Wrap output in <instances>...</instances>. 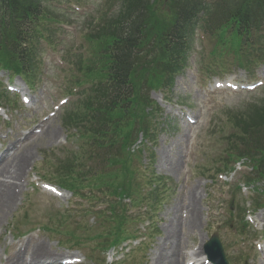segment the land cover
Instances as JSON below:
<instances>
[{
    "label": "rangeland",
    "instance_id": "rangeland-1",
    "mask_svg": "<svg viewBox=\"0 0 264 264\" xmlns=\"http://www.w3.org/2000/svg\"><path fill=\"white\" fill-rule=\"evenodd\" d=\"M70 3L78 4L81 12H73L68 6ZM111 3L109 0H44L46 11H50L53 16H59L54 24H48L51 29H55L56 36L53 40L56 42V48L39 56L42 65H44L42 72L35 80V89L29 91L35 101L33 109L23 107L19 103L16 112L11 110L6 112L9 123L5 125L3 119L0 118V152L6 148L9 151L10 147L19 146L18 152L26 150L29 154V160L24 164L23 173L17 180L16 204L2 217L0 223V262L16 250L20 249L24 252L28 247L41 243L47 251L58 256L57 260L76 257L84 260L83 264H110L105 261V256L107 257L109 254L107 260H110L112 251L105 255L104 252L96 249L98 240L95 239V236L104 234V230L111 229L114 223L112 221L105 222L106 226L101 227L91 210V208L94 211L102 209L103 215H106L104 209L106 205L103 202L112 200L110 195L105 193L109 189L104 188L100 193L85 187L81 189V193L87 197L85 200L75 199L68 193H64L63 198H55L41 188L34 187L30 179L35 175V171L42 174L47 172V176L52 179L47 182L57 185L56 181L60 178L55 175V171L60 169V163L66 157L61 153L80 151L73 137L72 141L67 140L69 133L62 125V112L67 110L66 113H68L78 109L74 104L82 99V93L89 89V85L79 87L80 89L73 96H68L66 91L72 89V84L77 81L70 69L74 70L73 67L76 63L74 54L77 57L78 54H84L86 51L91 53L87 49L89 45L82 39L80 40V35H78L80 33L84 35L82 31L87 24L85 22L88 21L86 18H90L93 25L97 24L102 14L109 15L114 11L111 8ZM60 19H64V23L72 25L75 32L70 35L56 31L61 30L58 23ZM198 32L197 30L194 37L195 42L187 69L175 77L170 90L150 94V99L161 110L155 121L156 141L153 144L145 142L142 141L141 135H138L136 143L125 149L133 154L136 152L134 148L142 147L139 157L133 158L132 155V165L138 169L132 184L137 186L141 195H146L150 188L145 180L148 174L166 178L167 190L156 216L154 215L157 230L152 237L148 238L142 248L133 250L130 256L121 261V264H153L156 257L155 247L165 237L166 222L171 218L168 211L175 203H179L181 206L178 215L184 218L183 205L187 204V198L191 194H195L197 197L196 208L200 223L192 235L182 236V233L179 232L182 236L183 247H187L185 252L188 255L196 253L198 247H202L209 237L217 232L225 256L231 264H261L260 256L251 246L253 238L250 235L257 232L251 227V229L245 230L243 235H240L239 217H234L231 220L229 217L232 200L233 209H237V205H239L249 210L247 203L250 202L251 195L248 190L245 194H240L234 189L236 185L241 186L245 174L225 173L222 174L223 178H220L217 176L216 170L219 162L222 161L226 143L224 138L232 132L229 122H227V119L229 120L227 109L234 111L243 109L245 103L259 99L261 95H264V87L253 94H234L229 91L211 92L213 89L210 85L214 76H206L209 79L204 76L212 68L210 62L212 56L209 53L213 49L215 40L206 37L203 41L199 38ZM76 35L78 36L75 37ZM56 57L65 61L63 60L60 64L55 60ZM225 60L226 58L223 62L227 64L228 69H234L231 66L232 62ZM251 70L253 71L251 77H248L242 70H237L235 74H232L231 79L234 78L236 81L239 79V82L244 83H248L249 80L250 82L264 80V63ZM229 72L227 71V74ZM0 81L4 87L7 83L15 87L23 86L18 78L9 79L2 73ZM64 97L69 98L68 103L54 118L43 124L45 128L50 125L53 131L51 135L45 138L42 134L36 140L25 143L23 147L18 144L17 141L23 139L22 132L24 130H33L39 126L40 117L45 114L43 106H49L50 100L56 101ZM181 100L185 103H181ZM181 113L190 114L196 122L195 125L186 124L179 118ZM35 124L37 125L35 126ZM112 138L117 137L113 135ZM3 139L7 140L3 141ZM110 143L111 139H109ZM86 148L98 147L91 145ZM84 150L78 157L81 156L80 161L85 170L96 168L105 174L116 172V167L109 169L107 163L109 156L114 154V149L110 153L109 150L107 152L99 151V154L95 153L96 149L90 153ZM93 153L97 156L91 155ZM172 158L175 159L173 163H171ZM173 166L172 170L170 167ZM106 179L109 180V178ZM253 185L261 188L264 183L251 184L249 190L253 188ZM89 193L96 196L97 200L88 197ZM146 207V204L142 202L135 206L128 205L125 208V214H142ZM262 212L259 210L253 215L256 221L264 224V212ZM62 215H65V219ZM141 219L142 221L127 223L126 228L129 231L134 230V225L145 222L143 217ZM229 221H232V227L229 226ZM144 226L146 225H140L141 231ZM258 227L257 229H259ZM247 232H250V235ZM70 234H73L80 243L78 248L75 247L73 239L67 237ZM198 260L202 261L203 257L199 256Z\"/></svg>",
    "mask_w": 264,
    "mask_h": 264
},
{
    "label": "trees",
    "instance_id": "trees-1",
    "mask_svg": "<svg viewBox=\"0 0 264 264\" xmlns=\"http://www.w3.org/2000/svg\"><path fill=\"white\" fill-rule=\"evenodd\" d=\"M116 2L119 8L109 15L103 14L99 22L90 27L86 38L92 47V59L84 67V75L96 82L91 88L94 95L85 98V112L65 115L64 124L79 127L81 122L85 123L82 136L86 143L94 140L93 145L98 147L94 149H104L106 136L114 133L118 137V153L111 154L107 160L110 168L118 169L109 173V181L103 184L120 197L132 193L136 168H131L132 154L125 149L133 143V134L141 132L153 140L149 128L151 113H146L150 103L143 91L170 86L172 75L184 65L185 50L190 48L196 28L205 29L217 40V46L230 48L238 64L245 69L251 60L262 61L264 38L258 34L264 29V0ZM40 3V0H0V67L28 80L38 71L36 56L40 53L38 45L43 33L40 26L45 20ZM214 52L220 51L215 49ZM253 101L233 115L231 123L235 134L232 149L226 154L250 158L256 162V174L264 178V98ZM124 129L128 130L124 132ZM82 171L84 173L76 172L71 164L66 166L65 177L70 178L59 184L77 195L84 187L81 179L91 178L94 169L83 168ZM103 177L104 174L99 183ZM156 191L153 190L155 200ZM112 211L117 224L112 241L116 242L126 221L116 207ZM107 242L97 243L104 248Z\"/></svg>",
    "mask_w": 264,
    "mask_h": 264
},
{
    "label": "bare ground",
    "instance_id": "bare-ground-1",
    "mask_svg": "<svg viewBox=\"0 0 264 264\" xmlns=\"http://www.w3.org/2000/svg\"><path fill=\"white\" fill-rule=\"evenodd\" d=\"M52 132L50 125H48L43 135L48 138ZM35 139L36 137L32 135L28 141ZM10 150H13V147ZM28 160L29 154L26 150L23 152L14 150L12 155L7 154L0 160V223L2 217L16 204L17 180L20 174L23 173V166ZM174 161L175 159L172 158L171 163ZM170 168L173 170L174 166ZM187 200V204L183 205L184 218L178 215L181 206L179 203H175L168 211L171 218L166 222L165 237L155 247L156 257L153 264H184V260L188 256L190 258H198V255L201 254L191 253L188 255L185 252L187 247H183L182 236L194 234L200 223L199 213L196 208V195L191 194ZM179 232L182 233V236ZM57 258L58 256L47 251L43 244L37 243L28 247L24 252L20 249L16 250L2 264H56Z\"/></svg>",
    "mask_w": 264,
    "mask_h": 264
},
{
    "label": "water",
    "instance_id": "water-1",
    "mask_svg": "<svg viewBox=\"0 0 264 264\" xmlns=\"http://www.w3.org/2000/svg\"><path fill=\"white\" fill-rule=\"evenodd\" d=\"M206 249L209 253V258L216 261V264H225L222 250L219 242L217 241L216 235H214L210 242L206 245Z\"/></svg>",
    "mask_w": 264,
    "mask_h": 264
}]
</instances>
